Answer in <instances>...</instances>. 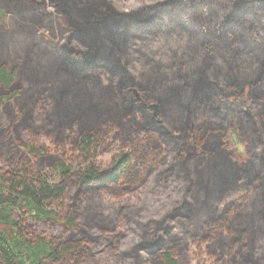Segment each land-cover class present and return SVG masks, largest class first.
<instances>
[{
  "label": "trees",
  "instance_id": "16d2710c",
  "mask_svg": "<svg viewBox=\"0 0 264 264\" xmlns=\"http://www.w3.org/2000/svg\"><path fill=\"white\" fill-rule=\"evenodd\" d=\"M0 1L65 23L19 62L0 30V264H264V0ZM108 122L143 173L99 159Z\"/></svg>",
  "mask_w": 264,
  "mask_h": 264
},
{
  "label": "rangeland",
  "instance_id": "374dc122",
  "mask_svg": "<svg viewBox=\"0 0 264 264\" xmlns=\"http://www.w3.org/2000/svg\"><path fill=\"white\" fill-rule=\"evenodd\" d=\"M30 5L24 8H16L8 6L0 1V30L6 28L9 34L8 40H5L7 56L15 62H19L24 54L23 46L29 44L32 40L35 47L46 44L48 47L55 49L56 41L61 37L65 29V23L61 14L48 4ZM16 24H24V28L16 31ZM33 34V38L30 34ZM5 56V52L2 54ZM105 86L107 84V76L102 70L95 72ZM44 100L37 101V110H35L34 120L37 125L41 124L43 117ZM156 106V105H155ZM153 108V105H152ZM123 126V125H122ZM42 139L46 142L44 135ZM126 152L129 154V163L127 171L135 172L136 175L144 172L145 168H149L157 158V151L151 147L148 139L141 132H137L131 125H125L115 129L108 122L104 142L99 148V159L108 163L112 156ZM245 195V191L241 190L226 198L220 208L222 211L226 203L235 201ZM109 200V199H108ZM189 251L192 258L190 264H195V255L197 249L191 241H189ZM201 264H215L206 255L202 256Z\"/></svg>",
  "mask_w": 264,
  "mask_h": 264
},
{
  "label": "water",
  "instance_id": "95a60500",
  "mask_svg": "<svg viewBox=\"0 0 264 264\" xmlns=\"http://www.w3.org/2000/svg\"><path fill=\"white\" fill-rule=\"evenodd\" d=\"M153 110H154V112H156V110H157L155 105H153Z\"/></svg>",
  "mask_w": 264,
  "mask_h": 264
}]
</instances>
